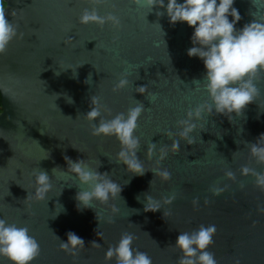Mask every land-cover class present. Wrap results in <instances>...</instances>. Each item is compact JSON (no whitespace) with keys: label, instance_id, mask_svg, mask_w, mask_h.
<instances>
[{"label":"water","instance_id":"95a60500","mask_svg":"<svg viewBox=\"0 0 264 264\" xmlns=\"http://www.w3.org/2000/svg\"><path fill=\"white\" fill-rule=\"evenodd\" d=\"M3 1L7 18L17 25V35L22 32L24 36L14 39L7 54L0 56V218L26 225L39 242L40 255L32 264H115V258L107 260L105 253L124 232L136 237L133 247L146 252L152 264H176L180 254L172 247L178 235L202 224L217 228L209 251L218 264H236L237 260L264 264V191L255 186L251 175L242 176L239 171L245 164L264 171V166L250 159L245 146L264 134V74L257 84L260 97L241 116H233L230 122L213 113L193 121L196 143L180 141L179 153L169 154L157 165L155 155L146 158L148 144H156L157 150L170 146L172 141L164 132L179 131L176 122L208 99L203 81L193 83L205 75L203 62L187 56L194 29L186 23L170 25L166 14L158 18L156 12L163 13V8L148 12L130 0H108L97 9L100 15L114 11L121 19L119 31L108 24L102 29L80 25L81 11L92 6L86 0ZM233 7L241 16L238 30L253 16L264 19V0H255L254 5L251 0H235ZM121 74L127 76L129 85L113 92ZM140 86L157 94L154 103L146 98L147 93L135 92ZM93 95L104 106L103 119L126 112L137 101L144 105L146 111L136 131L141 144L137 158L146 169L167 168L170 181L161 182L151 171L134 176L115 163L118 141L93 136L92 122L83 118ZM66 96L73 102L67 103ZM65 156L87 160L92 168L100 163L97 170L109 173L121 185L120 199L79 209L75 196L86 186L60 171L67 170ZM55 167L60 170L52 175ZM35 168L51 178L52 189L43 201L25 200L34 191ZM229 169L236 173V181L224 179ZM214 184L229 187L213 195L209 189ZM173 192L176 199L163 204L162 198ZM145 195L160 201L161 209L145 212ZM194 198L199 199L196 205ZM60 205L63 211L57 215ZM113 207L118 211L113 212ZM163 211L170 214L163 218ZM68 232L84 240V248L75 256L60 248ZM93 241L100 247L91 246ZM0 264L7 261L0 258Z\"/></svg>","mask_w":264,"mask_h":264},{"label":"clouds","instance_id":"9594fccd","mask_svg":"<svg viewBox=\"0 0 264 264\" xmlns=\"http://www.w3.org/2000/svg\"><path fill=\"white\" fill-rule=\"evenodd\" d=\"M86 2L92 6L81 11L78 19L80 25L95 24L102 29L108 24L114 30H120L121 19L114 14V11L100 15L97 10L108 0H86ZM234 2L235 0H183L182 3H179L178 0H167L165 6L164 0H130L131 5H135L137 8H147L148 12H151L154 7L163 8L165 11L163 13L157 11L156 15L159 18L166 14L170 25L179 22L186 23L188 27L193 28L191 36L193 46L187 50V56L200 59L205 69L203 79L194 80L193 83L200 84L203 81L207 101L188 110L185 113V118L176 122L175 127L179 131L174 134L164 132V135L172 141L170 146H160L157 150L156 144H148L146 158L151 159L155 155L157 165H160L169 154L179 153L180 141H184L188 145L196 143L192 138V133L197 131V125L193 121L201 120L202 117L215 113L227 117L231 122L233 116H241L246 107L256 102L260 97V89L257 84L264 74V19L258 20L253 16L250 23L238 30L236 24L240 21L241 16L239 11L233 7ZM251 2L254 5L255 0H251ZM14 14L13 11L11 15ZM8 15L3 6V0H0V56L7 54L8 46L14 39H22L24 36L22 32L19 36L17 35V25L9 21ZM155 24L162 31L160 24ZM59 74V72L56 73V75ZM90 76L91 74H89ZM128 85L127 76L121 74L112 90L119 92ZM135 92L141 95L147 93L146 98L151 103H154L157 96L156 93L149 92L147 86L137 87ZM55 96L57 99V95ZM66 102L72 103L73 101L67 97ZM103 107L100 104V98L93 95L90 99V110L83 118L92 122L90 127L93 136L114 137L118 141L120 150L115 163L124 165L127 172L134 176H143L146 172L151 171L154 177H158L161 182L170 181L171 173L167 168L146 169L144 162L137 158L136 153L141 144L136 131L139 127V118L146 111L144 105L137 101L134 107L129 108L126 112L117 113L111 119L101 118ZM108 111L111 114L110 110ZM95 121L98 123H93ZM199 131L204 130L200 129ZM41 134L44 133L41 132ZM177 136L179 139L176 138ZM245 146L250 159L257 165L264 166V134H261L254 143H247ZM236 153H233V157ZM64 160L67 170L63 171L55 167L52 169V175L60 170L63 174L74 176L78 185L86 186V190H79L75 196L79 209L94 208L92 206L94 202L104 205L110 199H120L121 185L113 181L109 173H100L97 170L100 163L96 168H92L87 160L73 161L67 156L64 157ZM239 171L242 176L251 175L254 178L255 186L264 191V171L257 172L247 164L241 166ZM32 176L34 177V191L33 193L28 192L25 200L43 201L52 189L51 178L46 171L39 168L33 169ZM224 179L236 181V173L230 169L226 170ZM153 180L150 181V187ZM240 186L243 187V184L241 183ZM228 187L227 184L223 187L214 184L210 186L209 190L213 195H220ZM162 199L163 204H171L176 199V193L173 192L167 198ZM198 202V198L193 199L194 205ZM60 206L61 211L57 215L63 211L62 205ZM160 209V201L150 195H145V212L155 213ZM261 210L264 211V209ZM115 211L118 209L113 207V212ZM169 214V212L163 211V218ZM96 219L99 222L97 215ZM216 232L215 225L205 226L203 224L191 232H180L175 246H170L180 254L176 264H218L215 254L209 251L213 246ZM97 234L99 237L103 236V233L98 232ZM66 235L67 242L60 241V248L75 256L79 250L84 248V240L73 232H68ZM57 239L59 240L58 237ZM135 239L136 237L132 233H122L119 241L108 247L105 253L106 259L115 258V264H152V259L146 252L133 247ZM91 246L99 248L100 244L93 241ZM40 251L39 242L30 234L26 225L9 223L7 219L0 218V258H4L7 264H32L39 257ZM236 264H239V260L236 261Z\"/></svg>","mask_w":264,"mask_h":264},{"label":"trees","instance_id":"16d2710c","mask_svg":"<svg viewBox=\"0 0 264 264\" xmlns=\"http://www.w3.org/2000/svg\"><path fill=\"white\" fill-rule=\"evenodd\" d=\"M3 6H5L4 1H3ZM0 112H1V98H0Z\"/></svg>","mask_w":264,"mask_h":264}]
</instances>
